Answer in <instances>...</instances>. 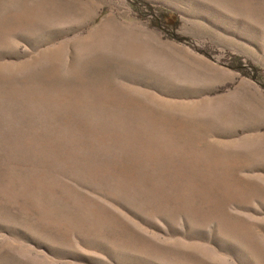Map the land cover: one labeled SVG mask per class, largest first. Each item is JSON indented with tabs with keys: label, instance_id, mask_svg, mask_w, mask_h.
<instances>
[{
	"label": "rangeland",
	"instance_id": "1",
	"mask_svg": "<svg viewBox=\"0 0 264 264\" xmlns=\"http://www.w3.org/2000/svg\"><path fill=\"white\" fill-rule=\"evenodd\" d=\"M137 1L0 0V264H264V0Z\"/></svg>",
	"mask_w": 264,
	"mask_h": 264
},
{
	"label": "trees",
	"instance_id": "2",
	"mask_svg": "<svg viewBox=\"0 0 264 264\" xmlns=\"http://www.w3.org/2000/svg\"><path fill=\"white\" fill-rule=\"evenodd\" d=\"M136 2H138L137 0H135ZM148 8L150 9V11H154L151 5H147ZM158 13H157V21L155 22L156 24H158L159 26L165 24V25H173L174 27L178 26L180 21L178 18L177 13H175L174 11H171L169 9L163 8V7H159L156 8ZM237 69H239L241 71V66H237Z\"/></svg>",
	"mask_w": 264,
	"mask_h": 264
}]
</instances>
